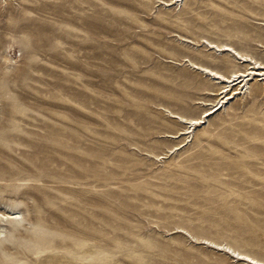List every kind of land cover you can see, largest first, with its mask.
<instances>
[{"label":"rangeland","instance_id":"1","mask_svg":"<svg viewBox=\"0 0 264 264\" xmlns=\"http://www.w3.org/2000/svg\"><path fill=\"white\" fill-rule=\"evenodd\" d=\"M181 36L264 62V0H0V264L264 260V81L168 152L225 84L182 58L252 67Z\"/></svg>","mask_w":264,"mask_h":264},{"label":"bare ground","instance_id":"2","mask_svg":"<svg viewBox=\"0 0 264 264\" xmlns=\"http://www.w3.org/2000/svg\"><path fill=\"white\" fill-rule=\"evenodd\" d=\"M182 0H159V3L163 4L164 6L174 5L176 8H180ZM183 41L189 42L192 45H196L199 42L203 44L204 47H206L209 50H212L215 53H224L227 52L232 55L234 60L238 63H245L246 65L252 66L246 71L239 72V71H231L228 74H224L218 70H215L211 67L205 66L201 63H197L192 61L191 59L184 57L182 58V61L186 63L188 67H190L195 72L200 73L201 75L206 76L208 79H212L214 83H225L222 86L221 89V97L218 99L217 103L213 105V108L207 109L202 112V115L197 118H188L185 117L177 112L171 111L166 108H162L167 113V117L174 121L175 123L179 125H184V128H182L180 131H177L175 133H165L164 137H167L169 139H176L180 137L181 135H186L183 142H180L173 147L169 149L168 152H175L183 146V143L189 142L192 140V133L193 129L199 125L202 122L206 121V117L210 114H213L214 112L220 110L222 107L225 106V103H227L229 98H233L234 96L231 95L233 93H236L237 85L241 84L243 81L244 84L242 87H246L244 90V93H248L249 95L252 94L251 90H249L248 80L255 78L256 80H263L264 81V62L260 61L253 56L242 53L234 47H232L229 44L226 43H215L208 39L201 38L197 41L191 40L190 38L181 36L180 37ZM235 85V86H234ZM258 86L254 85V89H256ZM264 91V88H263ZM263 91H260L262 93ZM184 145V146H185ZM166 154V153H165ZM163 155H157V158ZM7 210L0 211V225H2L4 222H8L12 225L20 224L23 221V216L20 211L13 210L12 208L7 207L4 205ZM5 237L4 235V228L0 227V240L2 237ZM212 246L214 245L218 249H222L225 251V253L231 255L233 258H237L238 260H242L246 262L247 264H264V260H261L259 258H256L254 256H251L245 252H241L237 249H234L233 247L225 244V243H215L213 241H208Z\"/></svg>","mask_w":264,"mask_h":264}]
</instances>
